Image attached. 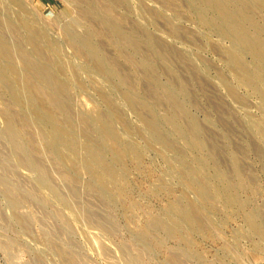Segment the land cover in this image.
Instances as JSON below:
<instances>
[{"label": "rangeland", "instance_id": "rangeland-1", "mask_svg": "<svg viewBox=\"0 0 264 264\" xmlns=\"http://www.w3.org/2000/svg\"><path fill=\"white\" fill-rule=\"evenodd\" d=\"M0 264H264V0H0Z\"/></svg>", "mask_w": 264, "mask_h": 264}]
</instances>
